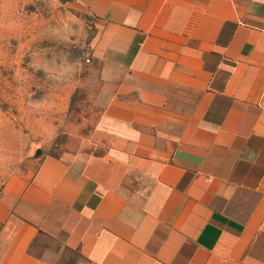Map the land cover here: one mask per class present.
<instances>
[{"label": "crops", "instance_id": "0c3cea01", "mask_svg": "<svg viewBox=\"0 0 264 264\" xmlns=\"http://www.w3.org/2000/svg\"><path fill=\"white\" fill-rule=\"evenodd\" d=\"M100 22L90 151L0 194V264H264V0H74Z\"/></svg>", "mask_w": 264, "mask_h": 264}, {"label": "rangeland", "instance_id": "374dc122", "mask_svg": "<svg viewBox=\"0 0 264 264\" xmlns=\"http://www.w3.org/2000/svg\"><path fill=\"white\" fill-rule=\"evenodd\" d=\"M100 22L74 0H0V194L45 155L96 147ZM33 252L85 264L43 239Z\"/></svg>", "mask_w": 264, "mask_h": 264}]
</instances>
